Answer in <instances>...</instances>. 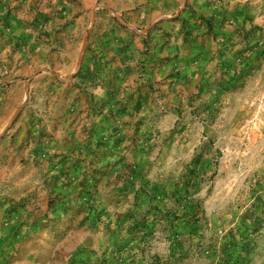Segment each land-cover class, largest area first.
<instances>
[{
    "label": "rangeland",
    "instance_id": "1",
    "mask_svg": "<svg viewBox=\"0 0 264 264\" xmlns=\"http://www.w3.org/2000/svg\"><path fill=\"white\" fill-rule=\"evenodd\" d=\"M0 264H264V0H0Z\"/></svg>",
    "mask_w": 264,
    "mask_h": 264
},
{
    "label": "water",
    "instance_id": "2",
    "mask_svg": "<svg viewBox=\"0 0 264 264\" xmlns=\"http://www.w3.org/2000/svg\"><path fill=\"white\" fill-rule=\"evenodd\" d=\"M94 14H95V12H94ZM86 41H87V39L85 40V42H84V46H85V44H86ZM82 55V54H81Z\"/></svg>",
    "mask_w": 264,
    "mask_h": 264
}]
</instances>
